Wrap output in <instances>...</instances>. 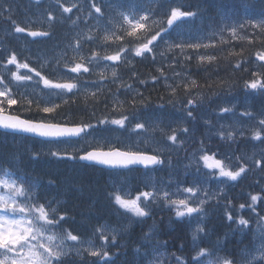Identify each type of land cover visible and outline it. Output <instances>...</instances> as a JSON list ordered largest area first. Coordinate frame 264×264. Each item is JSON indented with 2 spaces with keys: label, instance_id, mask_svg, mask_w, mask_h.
Wrapping results in <instances>:
<instances>
[{
  "label": "snow or ice",
  "instance_id": "obj_1",
  "mask_svg": "<svg viewBox=\"0 0 264 264\" xmlns=\"http://www.w3.org/2000/svg\"><path fill=\"white\" fill-rule=\"evenodd\" d=\"M36 3L39 4V0ZM151 3L152 6L147 8L141 6L138 0L110 2L103 7L92 3L91 9L96 14V31L102 35H86L84 41H98L97 46L104 48L110 41L132 39L118 45L113 54L101 56L99 52L92 51L90 56L73 57L71 65L64 61L63 67L69 73L76 74L65 82L41 75L29 63L18 61L16 54L7 59V65H14L16 70L7 69L8 77L0 76V129L6 134H27L26 138L36 137L49 145L46 153L32 151L30 161L46 155L56 161H86L91 165L114 169L132 170L130 166L143 165L147 170L146 175L170 168L172 162L170 159L165 160L163 153L172 146H182L185 140L181 136L195 134V126L190 128L185 125H195L197 116L194 113L210 98L199 91L192 95L193 90L205 85L187 77L173 86L168 83L164 70L158 68L159 76H152L151 79L153 83L164 80L168 90V99L164 103L153 108L151 100L136 90L127 101L128 107L125 101L113 94L112 111H118L119 116L104 115L97 118L93 112L95 123L92 118L76 121L59 111L61 104L69 103L64 97L71 93L75 98L83 89L88 97L98 103V94L103 92L102 86L96 81L82 83L79 80V77L92 71L90 66L101 61L114 64L123 61L131 65L129 55L141 58L150 55L155 61L161 45L164 46L159 51L161 57L167 58L166 53H171L172 60L179 62V57L190 61L195 54L198 66H203L205 61L209 64L218 63L222 58L236 56L238 59L233 65L234 70L244 71L247 69L243 65L249 60L243 56V48L240 52L234 48L229 50L228 57L207 52L201 54L200 49L216 48L214 37L217 35L221 46L231 45L233 40H246L248 44L258 40L264 45V0H241L237 5L238 11L232 15H220L223 26L218 32L204 37L209 43H203L199 35H192L194 28L202 27L196 25V21L205 19V0H196L195 4H186L184 0H151ZM61 8L64 13H72L77 4L72 3L68 7L61 5ZM103 8L109 9L106 19ZM249 9L255 15H240L239 10L247 12ZM13 13V6L9 4L0 13V18L10 21L15 33L27 32L33 38L51 35L49 31H29L19 26L13 19ZM112 13L119 17V21L115 20ZM88 16L93 17V12L89 11ZM53 19L55 17L49 13L48 20ZM66 19L71 20V17ZM79 19L78 16L71 23L76 25ZM208 19L214 23L216 18L208 16ZM186 25L187 32L183 30ZM246 28L259 31L249 38ZM225 32L228 33L227 38ZM186 34L189 38L183 39ZM81 46V40L77 39L74 50L78 51ZM254 55L255 60L260 62L257 67L264 69V51L257 50ZM62 60L63 56L58 57L56 65L59 66ZM45 63L48 61L42 63L41 67ZM229 63L232 62L229 60ZM168 66L173 65L169 63ZM21 70L27 71L22 73ZM30 73L39 77L37 84L42 83L44 89L49 90L47 100L33 96L26 90L19 91L21 87L27 89L28 82L33 80ZM111 75L114 81L118 79L115 67ZM173 75L178 77L181 74L174 72ZM251 75L253 78L244 80L242 85L245 97L256 98L259 95L261 105L258 110H253L251 105L245 103L239 117L255 122L250 126V139L264 145V71H254ZM99 76L102 80L107 78L103 72ZM132 76L135 77L136 73L133 72ZM89 83L95 85V91L87 86ZM139 83L144 84L146 81L140 80ZM206 86L212 88L213 84ZM233 86V82L219 79L215 82L219 91H213L211 95L220 96L221 92L230 94ZM120 88L126 93L133 91L132 85L123 81H120L117 91ZM180 89L185 93L184 98L177 95ZM53 96L60 99L61 103H56ZM159 99L164 101L163 96ZM178 103L182 105L184 114L172 120L166 115V108H175ZM104 107L107 109L108 104L105 103ZM236 109V103L224 101L223 106L214 110L217 111L219 124L215 136L229 147L238 142V136L245 137V132L237 131L234 127L236 122L226 125L219 123V120L235 117ZM203 123L212 126L211 120L203 119ZM126 132H134L137 137L149 134L143 141L145 144L151 143L155 133L159 132L166 146L153 148L152 154H148L140 149L138 143H125L121 136ZM168 141L171 145H167ZM219 156L221 154L218 151L206 148L201 141L200 148L185 165L183 181L174 182L169 178L165 185L149 176L143 184L144 190L137 187L135 195L125 184L113 186L106 198L115 220L97 215L93 211L94 204H89L86 212L80 213L79 221L70 213L67 202L60 196L49 198L50 190L58 185L54 177L50 176L45 182L43 176L34 175L28 170L30 165L24 164L22 158L0 156V264H264V188H261L260 193H249L243 203H235L237 198H230L227 190L236 186L232 182L238 183L244 179L251 169L241 162L243 157H235L234 153H225L222 158ZM253 162L264 171V147H261V158ZM173 183L175 190H172ZM213 184L214 187L210 186ZM70 188L75 190L74 185ZM157 209L167 210L170 213L168 226H183L186 236L177 239L173 235L171 242L161 239L164 235H172L175 228L168 231L160 227L163 218L159 223L155 220ZM148 220L153 222L148 225L147 231H143ZM136 225L141 226V234L133 240L132 233ZM218 228L223 229L222 235ZM187 236H190V243ZM237 237L239 239L233 243ZM172 248L176 250L172 251Z\"/></svg>",
  "mask_w": 264,
  "mask_h": 264
},
{
  "label": "trees",
  "instance_id": "obj_2",
  "mask_svg": "<svg viewBox=\"0 0 264 264\" xmlns=\"http://www.w3.org/2000/svg\"><path fill=\"white\" fill-rule=\"evenodd\" d=\"M191 1L192 0H184L186 4L191 3ZM212 2L213 0H205L206 8H210L212 6ZM0 3H3L0 4V13H3L4 9L9 4L13 6V19L19 26L26 27L27 30L33 27L31 31H36V28L40 27V31H49L51 33L50 36L44 37L46 38V40H36L38 39V37L28 38L27 32L15 35L14 27L11 22L4 18H0V63L6 61L12 54H16L17 59L21 60L22 54H24L22 49L27 45L29 48V54H31V59H38V61L44 59V61H48V63L51 64L53 61V56L50 57L51 49L55 46L57 50H64L65 61H67L68 63L73 62L74 55L67 49V47L72 44V37H74L76 34L85 35L88 27L86 23L81 19L78 21L76 27L74 28L71 20H76L77 15L80 16L82 15V13H62L61 10L58 9L57 13L54 14L50 10H48L45 4L38 5L36 3V0H1ZM52 6L56 8L55 3ZM49 13H51L52 16L55 17V19L51 21L48 20ZM40 14H42V17H40ZM67 17H71V20L66 19ZM62 19L63 22H61ZM250 50V46L248 48L244 47L243 56L248 57V55L250 54ZM235 51L240 52L241 49ZM217 56L228 57V51ZM237 59L238 57L231 56L228 57V59H220L218 63L215 62L214 64H203V66L193 67L196 68V70L199 69L200 71V74L196 77L200 83H204L205 87H202L201 89L206 91V97L211 95L213 91H219V89H216L215 87V82L219 79H227L230 82H233V85H236L239 81L238 89L241 88V79L243 77L244 71L234 70L233 65ZM229 60L232 62L231 64L229 63ZM137 73L144 74V71L137 70ZM150 73L151 71H149V74ZM236 73H239L240 77L235 79L233 76H235ZM209 83L213 84L212 88L206 86ZM149 84L150 83L148 82L146 85ZM113 94L114 93H112L111 95L109 94L106 97L105 95L101 94L100 101L98 103L91 97H88L86 94H79L76 98H70L68 100V104H61V109L59 111L71 116V118L76 121H79L81 119L88 120L92 118L90 117V114H92L93 112H95L96 115H100L106 110V108H104V105L105 103L108 104L111 102L110 97ZM152 95H154V92H152ZM158 96H161V94L158 93V95H155V100H152V104H157V102L159 101L157 100ZM166 98L164 100H166ZM65 99H68V97ZM86 102L87 107L85 106ZM56 103H61V100L56 101ZM92 122H95V118H92ZM47 150L48 147L45 148L44 144L36 140L31 141L28 139L17 138L14 142L10 143L8 140H5V138H2L0 136V156L6 155L9 159H12L13 157L17 159L22 158L24 164L30 165L28 170L31 171L34 175L38 174L43 176L45 182L50 176L54 178L55 176H59L57 174L58 171H56V160L43 155L36 161H30V153L32 151H42L46 153ZM97 175L95 174L93 176ZM92 183L95 185V195H97L98 190L102 191L104 183H98L97 179H93ZM70 185H74L75 190H71L70 186L68 185L70 194L67 197H64L63 200L67 202V207L70 213L76 216V214L86 212L88 205L94 204L97 200H95L94 197L90 202L85 203V208L83 211L78 210L77 212L74 208V205H76L78 201H83V196L86 192V189L84 185L79 182H74ZM100 205L101 203L98 202V207ZM77 219H80V215L79 217H77ZM173 235L176 236L177 239L186 236L183 228L180 225H175V232L173 233ZM172 236L170 237V239H172Z\"/></svg>",
  "mask_w": 264,
  "mask_h": 264
},
{
  "label": "rangeland",
  "instance_id": "obj_3",
  "mask_svg": "<svg viewBox=\"0 0 264 264\" xmlns=\"http://www.w3.org/2000/svg\"><path fill=\"white\" fill-rule=\"evenodd\" d=\"M114 1H115V3H123L124 2V0H114ZM240 2H241V0H235V2L232 5L228 6V7L218 6V7L214 8L213 11L208 16L215 17L216 18L215 22L214 23L210 22L208 18L204 19L203 21H199V20L196 21V25H198V26L202 25V27L201 28H196L195 30H193L192 31V35L193 36L199 35L203 39V42H209V40L208 39H204V37H207V34H209V33L211 34L214 31L218 32L220 27L223 26V22L219 18L220 15H224V14L232 15L234 12L238 11L237 5H239ZM141 6H144V5H141ZM106 11H107V8H106ZM239 11H240V15L241 16H244V15H248V16L255 15V13L251 9H249L247 12H245L243 10H239ZM115 20L119 21L118 18L115 19ZM183 30L185 32H187V28L184 27ZM258 31H259L258 29H246L245 30L247 36H254L255 33H258ZM243 34L244 33H242V35ZM186 36H187V38H189V36L187 34H186ZM214 39L217 42V47L216 48H209L208 50H211V52L214 55H216V56L217 55H221L223 53H226V51L232 50L233 48L237 47L239 45V42H245L246 41V40H244V41L235 40L236 44L233 42V43H231V45H223V46H221L219 44V35L214 37ZM256 41L260 42L258 40H256ZM221 49H223V51H221ZM170 58H172V56L169 57V60H170ZM169 62H171V61H169ZM254 63H259V61L255 60ZM178 64H179V68L184 69V64L182 63V61L177 63V65ZM106 65H107V67H105ZM142 65H143V63H142ZM142 65H136V67H141ZM172 65L174 66L175 73H180L179 68L177 67V65L176 64H172ZM192 66H197L198 67L197 63H195V62L192 63ZM113 67H115L117 73H119L118 64H114L111 61L100 62V65L98 67V74L103 72L104 76L107 77L106 79H103V83H101V84L109 82L112 86L115 85V84L117 86H119L120 81H123V82L131 81L130 84L132 85L133 91L125 93V98L122 99V101L126 102V106L130 107V105H127V101L131 99V97L135 94L136 90H138L139 92L143 93V96L145 98H147V96L150 94L149 97L152 100H155V95L156 94L158 95V93H160L161 96L164 97V99L166 97H167L166 100L168 99V90L164 86V80L161 79L159 81V83L157 84V88L158 89H156V90H151L150 89V91L146 90L147 89L146 85L142 86L141 83H139L140 80H144L145 76H147V74H149V71L154 73L156 71L155 67L152 66L150 68H147V69L143 70L144 74H141V75L138 74L137 72H135L136 73L135 77L132 76L133 72L128 73V72L124 71L121 74V76H119L118 79H116L115 81H114V78L111 75ZM168 67L166 68V72L169 73ZM259 70L260 69H257L256 71H259ZM66 72H67V79L70 78V77H75L76 76V74H73V75L70 76L68 70H66ZM186 72L187 73H189V72L193 73L192 74L193 75L192 79H195V80H197L196 76H198L200 74V71L196 72V68H193V67H188V68L186 67ZM195 72H196V74H195ZM180 74L181 75L178 76V77L174 76V75L172 77L169 76L168 83L172 84L173 86H175V84L178 83L180 80L186 79L187 77H190L188 74H182V72ZM168 75H167V77H168ZM184 75H186V76H184ZM194 76H195V78H194ZM233 77L236 79L235 76H233ZM197 82L199 84H201V85H204V83H200L198 80H197ZM104 86L105 85H103L104 91L108 92L107 89ZM197 91L203 92L205 94V96H207L206 91L202 90L201 88L193 90L192 94L195 95ZM152 92H154V95H152ZM221 93H223V92H221ZM177 95H178L179 98H181L183 96L185 97V93L183 92L182 89L178 90ZM161 96H158L157 100L161 101L159 99ZM110 98H111V102H112L113 99H114V96L112 95ZM166 100H164L162 102H165ZM212 102H213V100L207 99L205 101V103L198 109L197 112H198L199 119H201V118L206 119L207 118V108L209 107V105L212 104ZM245 103H247L246 100L244 101V104ZM158 104H160V103L157 102V104H153V108H155V105H158ZM169 107L171 109H169ZM176 107H177V105H176ZM176 107L172 108L171 106H168L166 108V115L172 120H176V119L180 118L181 116H183V114H184L183 111H182V105H180L178 108H176ZM203 119H201V120H203ZM234 122H236V123L234 124ZM254 123H255L254 121H251V120H249L246 117L244 118V123H241L236 116L235 117H229L228 121L224 122V124H226V125L234 124V127L237 129V131H240V129H242V128L245 129V130L250 131V126L252 124H254ZM187 125L193 126L192 123H189ZM173 126H175V125H173ZM197 131H198V133L199 132L204 133V131H202L201 128H198ZM148 135L149 134H145L144 136L137 137L136 133H134V132H126V133L122 134L121 139H123L125 141V143H128V144H136V142H138L140 144V149L141 150H145L148 154H151L150 151H152L153 148H159V147H165L166 146L164 144L163 138L161 137V134L159 132L155 133L154 137L152 138V142L151 143L145 144L143 141H144L145 138H147ZM181 139L185 140V143L182 146H180V147L172 146L169 150L165 151L163 154H165V159L166 160L170 159L171 162H173V161L177 162L178 164L181 165V167L183 169H185V165L188 164L189 161L193 158V153L197 152L199 147L197 145H195V144H189L187 139L184 138V137H181ZM167 145H171V142L168 141ZM261 147H264V145H260V143L259 144H255V145H247V148L243 152V160H242V162L245 163V164H248L249 162L254 163L253 160H259L261 158ZM48 148H49V146H48ZM71 169H73V171H74L73 172V177L67 179L63 172L66 171V170H71ZM56 171H58L57 174L63 180L60 183V186H59L60 188L61 187H65V186H67V187L71 186L70 184L75 182L72 179H75L76 176L87 177V178H89L91 183H90L89 186H85V189H86L87 192H92L95 195V189L96 188H95V185L92 183V180L93 179H95V180L97 179L98 183H104L102 191L98 190V194H97L98 197H95V199L97 201H95L94 208H93V211H94V209L98 208L100 213H98L97 215L104 216V218H106V214H104V206L106 204H109V201L106 198V194H107V192L112 190L113 186L120 187L122 184H125L126 187H128V188L133 190V195H135L136 193H135L134 190L137 187H139L141 190H144V188H143L144 182H146L149 179V176L153 180H155V175H156L154 172L149 173L148 175H146V172H147V170H146V171H139V172L130 171V172H127V173H122V174H119V173H107V174L105 173V174H103V173H101V174H98L97 176L88 177V176H86V173L83 170H81V166H78V165H77V168H72V167L60 168L57 165L56 166ZM171 179H172V181L175 182V179L173 177H171ZM161 182L164 183L163 180H158L157 181V183H161ZM105 183H107V184H105ZM232 183L235 184L236 182H232ZM164 184L167 185V183H164ZM214 186L215 185L213 184L212 187H214ZM65 189L62 190L63 193H66V191H67ZM172 190H175V184L174 183L172 185ZM98 202L101 203V205L99 207H98ZM213 220H215V218H213ZM101 222H103V220H101ZM138 226L139 225L134 226L133 231L138 230ZM147 230H148V226L144 228V231H147Z\"/></svg>",
  "mask_w": 264,
  "mask_h": 264
},
{
  "label": "bare ground",
  "instance_id": "obj_4",
  "mask_svg": "<svg viewBox=\"0 0 264 264\" xmlns=\"http://www.w3.org/2000/svg\"><path fill=\"white\" fill-rule=\"evenodd\" d=\"M191 3H192V4H195L196 1H195V0H192ZM162 46H163V45H162ZM88 53H89V49H86V50L84 51V53H82L81 55L87 56ZM161 68L163 69V68H164V65H163ZM168 69H169V73L164 71L165 73L169 74L167 78H169V76L172 77V76H173V73L175 72V70H174V66H172V67H168ZM155 74L159 76V72L157 71V69H156V71H155ZM153 76H155V75H153ZM235 76H236V78H239V77H240L239 73H236ZM150 80H152V79H150ZM149 89H151V90H156V89H158V88H157V83L150 84V85H149ZM149 96H150V94L147 96V98L150 99L151 102H152V99H151ZM183 97H184V96H183ZM183 97H181V98H183ZM158 102L164 103V102H162V101H158ZM169 109H171V108L169 107ZM194 115L198 116V112L194 113ZM216 119H217V118H216ZM196 127H200V128L202 129V131H204V130L206 131V130H207L202 122H199V123L195 126V128H196ZM201 138H203V136H202ZM73 172H74L73 169H71V170H66V171L64 172V175H65V177L68 179V178L73 177ZM72 180L75 181V182H79V183H81L82 185H84V187H85V186H89L90 183H91L90 180H89V178H87V177H79V176H76V178H75V179H72ZM105 184H107V183H105ZM53 189H54V188H53ZM53 189H51L50 192H51ZM94 197H98V196H97V195H94V193H92V192H87V191H86V192L84 193V196H83V201H78V202L76 203V205H74L75 210H76L77 212H78V210H79V211H83L84 208H85V203H86V202H90L91 199H93ZM95 200H96V199H95ZM104 214H106V218H107V219L115 220V217H114V215H113V210H112L110 204H106V205L104 206ZM134 233H135V232L133 231V233H132V238H133V236H134Z\"/></svg>",
  "mask_w": 264,
  "mask_h": 264
}]
</instances>
